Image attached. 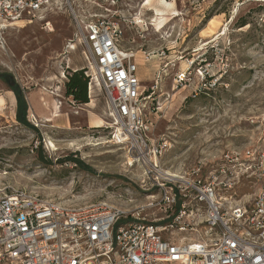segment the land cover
I'll return each mask as SVG.
<instances>
[{"label": "rangeland", "instance_id": "obj_1", "mask_svg": "<svg viewBox=\"0 0 264 264\" xmlns=\"http://www.w3.org/2000/svg\"><path fill=\"white\" fill-rule=\"evenodd\" d=\"M166 1L172 3L165 11L170 20L157 30L160 0H98L120 15L121 46L135 53L144 74L148 135L165 146L161 166L183 175L198 164L219 163L227 152L264 150V0ZM242 19L250 23L238 27ZM47 20L48 28L19 23L0 38V188L74 207L145 204L155 189L143 184V161H133L127 147L113 141L117 125L104 90L83 46L70 49L73 24L62 14ZM78 69L87 76L86 104L65 95V82ZM15 90L27 103L29 127L16 117L9 93ZM252 191L250 182L233 190L238 197ZM159 212L149 209L148 216Z\"/></svg>", "mask_w": 264, "mask_h": 264}, {"label": "built area", "instance_id": "obj_2", "mask_svg": "<svg viewBox=\"0 0 264 264\" xmlns=\"http://www.w3.org/2000/svg\"><path fill=\"white\" fill-rule=\"evenodd\" d=\"M51 14L69 17L70 49L83 46L113 111V141L124 144L133 161H143V184L155 191L145 204L123 210L106 202L74 207L0 188V262L264 264V150L227 152L219 163L198 164L183 175L163 168L165 146L148 135L138 63L121 46L118 12L103 9L98 0H0V38L19 23L39 21L48 28ZM124 121L126 128L118 125ZM240 182H250L253 191L235 196ZM149 209L161 215L149 218Z\"/></svg>", "mask_w": 264, "mask_h": 264}, {"label": "trees", "instance_id": "obj_3", "mask_svg": "<svg viewBox=\"0 0 264 264\" xmlns=\"http://www.w3.org/2000/svg\"><path fill=\"white\" fill-rule=\"evenodd\" d=\"M250 22L246 19L240 20L237 25L242 27ZM84 69L74 70L65 82V95L71 97V99L77 104H86L89 99L87 96V76H84ZM14 89H12L13 91ZM21 90V89H20ZM22 91V90H21ZM16 98V117L19 122H23V125L29 127L28 124H25V117L27 113V103L24 100L23 93L14 91Z\"/></svg>", "mask_w": 264, "mask_h": 264}, {"label": "bare ground", "instance_id": "obj_4", "mask_svg": "<svg viewBox=\"0 0 264 264\" xmlns=\"http://www.w3.org/2000/svg\"><path fill=\"white\" fill-rule=\"evenodd\" d=\"M152 0H145L144 4L148 5ZM161 2V5H162V8H159V9H155V18L153 19V26H155L157 28V30H160L161 28H163V26L170 20L169 18H167V16L165 15V11L167 8H170L172 6V3L171 2H168L166 0H160ZM152 25V23H151ZM94 79L95 81L97 82V84H99L97 78H95L94 76ZM91 88V86H90ZM9 93L12 94V100H15V96L13 95L12 91H9ZM3 101V97L0 96V102ZM56 105V104H54ZM53 105V106H54ZM58 109L57 107L55 106V111L53 112L54 116H58ZM45 120V119H44ZM51 120V119H49ZM119 138L121 139V136H119ZM49 145L50 146H54L52 144V142H49Z\"/></svg>", "mask_w": 264, "mask_h": 264}, {"label": "crops", "instance_id": "obj_5", "mask_svg": "<svg viewBox=\"0 0 264 264\" xmlns=\"http://www.w3.org/2000/svg\"><path fill=\"white\" fill-rule=\"evenodd\" d=\"M138 63V62H137ZM138 65H139V63H138ZM139 69V68H138ZM141 75V76H140ZM142 75H144L142 72H141V70H140V74H139V70H137V76H138V78H139V80L142 82ZM12 103V105H13V102H11Z\"/></svg>", "mask_w": 264, "mask_h": 264}]
</instances>
